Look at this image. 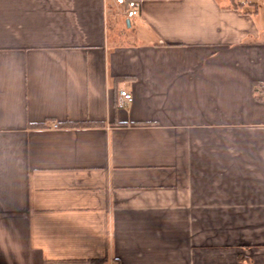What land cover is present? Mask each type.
<instances>
[{
    "label": "crops",
    "instance_id": "1",
    "mask_svg": "<svg viewBox=\"0 0 264 264\" xmlns=\"http://www.w3.org/2000/svg\"><path fill=\"white\" fill-rule=\"evenodd\" d=\"M138 1L0 0V264H264V0Z\"/></svg>",
    "mask_w": 264,
    "mask_h": 264
},
{
    "label": "built area",
    "instance_id": "2",
    "mask_svg": "<svg viewBox=\"0 0 264 264\" xmlns=\"http://www.w3.org/2000/svg\"><path fill=\"white\" fill-rule=\"evenodd\" d=\"M118 4L125 6V14L128 18H134L140 15L141 7L140 2L138 0H115ZM242 3H246L249 0H240ZM120 97L122 99V104H128L129 102L133 101L134 95L126 90H120ZM54 127H58V123L53 124Z\"/></svg>",
    "mask_w": 264,
    "mask_h": 264
},
{
    "label": "trees",
    "instance_id": "3",
    "mask_svg": "<svg viewBox=\"0 0 264 264\" xmlns=\"http://www.w3.org/2000/svg\"><path fill=\"white\" fill-rule=\"evenodd\" d=\"M234 1H235V0H234ZM239 4H240V3H238L236 6L239 7ZM83 124L87 125V124H89V123L86 122V123H83Z\"/></svg>",
    "mask_w": 264,
    "mask_h": 264
},
{
    "label": "water",
    "instance_id": "4",
    "mask_svg": "<svg viewBox=\"0 0 264 264\" xmlns=\"http://www.w3.org/2000/svg\"><path fill=\"white\" fill-rule=\"evenodd\" d=\"M128 25L130 26V19L127 20Z\"/></svg>",
    "mask_w": 264,
    "mask_h": 264
}]
</instances>
